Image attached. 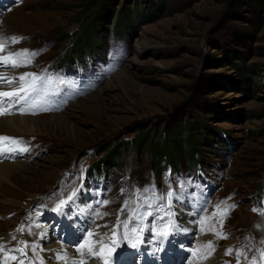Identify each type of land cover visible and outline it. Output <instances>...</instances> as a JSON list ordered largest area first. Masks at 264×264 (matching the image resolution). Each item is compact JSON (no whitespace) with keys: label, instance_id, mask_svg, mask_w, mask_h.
Returning a JSON list of instances; mask_svg holds the SVG:
<instances>
[{"label":"rangeland","instance_id":"rangeland-1","mask_svg":"<svg viewBox=\"0 0 264 264\" xmlns=\"http://www.w3.org/2000/svg\"><path fill=\"white\" fill-rule=\"evenodd\" d=\"M237 2L0 0V38H19L0 55L35 53L25 66L0 65V77L45 80L38 102L15 112L26 120L13 125L19 167L0 173V232L13 234L0 264L21 241L77 254L89 232L112 227L99 264H263L264 1ZM126 11L128 31L112 34ZM82 35L101 48L76 53ZM187 128L197 149L172 150L179 166L131 143L138 135L157 146L164 131ZM114 154L117 164L100 168ZM169 220L176 227L157 237ZM132 229L135 249L124 240ZM38 247L24 264H40ZM21 259L9 252L7 264Z\"/></svg>","mask_w":264,"mask_h":264},{"label":"snow or ice","instance_id":"snow-or-ice-1","mask_svg":"<svg viewBox=\"0 0 264 264\" xmlns=\"http://www.w3.org/2000/svg\"><path fill=\"white\" fill-rule=\"evenodd\" d=\"M9 42L13 44L19 43V38L12 37L10 38V41L0 38V53L4 52V49ZM33 56H35V53H29L27 50H24L18 53H9L7 55H0V65L11 66V67L25 66L26 64L31 62V59ZM0 81L7 83L9 85L17 81L19 82V86L12 91H0V104H4L5 102L7 103L28 102L30 98H32L34 103H36L38 101L35 100V98L33 97V94H36V96H39V94L42 91V89L37 87V82L39 81L41 83H45V80L43 77L37 76L35 74H31V73L23 74L19 76L18 78H14V79L0 77ZM47 82H50V81H47ZM21 111H23V109H21ZM7 112H8L7 108H0V115L7 114ZM0 142H9L13 145L18 143V141L12 138H9L7 136H0ZM8 150H11V149H8ZM171 195L172 194L169 193V197H171ZM64 203H65L64 201H61L60 205H58L57 209L55 210H58L59 207L62 206ZM229 207H234V206H229ZM217 211L218 212L220 211L219 206L217 207ZM226 214H227V210H225L223 215H226ZM149 215H151V213H149ZM201 223L203 222L201 221ZM124 226L125 228H127V223H125ZM175 227L176 226L174 222L172 220H169L168 224H166L163 229L156 230L155 235L157 237H168L170 235V231ZM23 230H24L23 228L18 229V231H23ZM131 231L134 234V238L133 236H130L128 232H125L124 240L128 242L131 248L135 249L138 246V244L141 243L142 241L140 239V235L137 229H132ZM140 231H142V229ZM212 231L214 232L215 235H217L218 238H226L221 233L215 232V229H212ZM113 234H115V230ZM87 235L89 239L86 240L83 244H80L79 247L77 248V251L80 252L81 254V259L78 262L73 260L72 264H85L84 259H83L84 249H87L88 254L91 255L92 257H96V258L101 257L103 249H101V252H96L93 250L92 243H91V237L93 236V233L89 232ZM13 239H15V237H13ZM20 243L24 245V247L14 248L11 250H5L4 264H7L9 252L18 253L22 257L20 264H24L23 258L27 256L26 249L31 247L33 250H35L38 247L35 244L28 245L27 242L25 241H21ZM112 244L113 246H116V241L113 240ZM207 247L211 248L212 247L211 243H209ZM0 250H4L3 245H0ZM232 252L233 250L229 249L227 254H232ZM56 258L58 260L65 261L67 260V254L66 253L63 255L57 254ZM239 258H240V254L237 253V259ZM11 259H16V256H11ZM41 264H43L42 260H41ZM104 264H108L107 259L104 260Z\"/></svg>","mask_w":264,"mask_h":264},{"label":"bare ground","instance_id":"bare-ground-1","mask_svg":"<svg viewBox=\"0 0 264 264\" xmlns=\"http://www.w3.org/2000/svg\"><path fill=\"white\" fill-rule=\"evenodd\" d=\"M2 72L3 71H1V69H0V74H2ZM15 75H16V73H15ZM18 77L19 76H8L7 78L8 79H14V78H18ZM13 85H15V89H16L19 86V82L18 81L14 82ZM20 106H21L20 103H15V102H13V103L5 102L4 104H0V108H7L8 109L7 114L0 115V136H7L9 138H12V139L18 141V143L15 145H13L9 142H0V163L3 164V165L0 164V173L2 174V176H3V174H6L5 173L6 171H11V170H14V169L19 167L16 165L12 166V163L14 162L13 159L17 155H20V153L23 151V147H22L23 145H20V144H22L20 141H21V138H23V137L16 139L15 136L13 135V134L18 133L13 128V125L17 124V125L21 126L26 121L24 117L18 115V113L17 114L15 113L18 111ZM8 149H11V150H8ZM19 165H21V164H19ZM23 167H25V166H23ZM4 191H2L3 194H5ZM1 208H2V206L0 205V209ZM189 220L187 219V221H185V222L183 221L182 223L184 225H182V224L181 225L184 227L191 226L192 222ZM7 233H9V232H7ZM7 233L3 234L0 232V244L3 242L6 243L8 241V238L12 237L13 234H7ZM41 233H43V232H41ZM92 233H93V236L91 237V243H92L93 250L96 252H101V249H102L101 247L103 246V244L101 243L102 242L101 238L105 239V237H110V236L113 237V227L108 228V229L104 228L103 230L97 229V230L93 231ZM263 235H264V231H263ZM88 239H89V237L87 236L85 238V240H88ZM40 241H41V243L38 247V249L40 250V252H39L40 254L38 255L40 258L39 259L40 264H41V260L43 261V264H72L73 260L78 262L81 259L80 252L77 254L72 253L71 246L68 247L65 244L64 245L61 244L63 246H60L58 244H57L58 246H51V245L45 243L43 240H40ZM65 253L67 254V260L62 261V260H58L56 258L57 254L63 255ZM29 254H30V258H33L35 255V253L33 251L32 252L30 251ZM83 259H84L85 264H99L102 261V254H101L100 258L92 257L91 255L88 254L87 249H84ZM262 261L264 264L263 258H262Z\"/></svg>","mask_w":264,"mask_h":264},{"label":"trees","instance_id":"trees-1","mask_svg":"<svg viewBox=\"0 0 264 264\" xmlns=\"http://www.w3.org/2000/svg\"><path fill=\"white\" fill-rule=\"evenodd\" d=\"M263 1L264 0H238L236 4L237 5L236 8H243L245 6L251 7ZM128 11H126L125 13L127 15L125 18V21L121 19L123 18V15L120 14L121 12L119 13V15H117L116 19L114 20L115 23H113L112 29H110L111 30L110 32L112 34L122 35V36L126 34V32L129 29L128 26L130 25L129 24L130 20H127L128 15H130ZM106 29L107 27L104 28V30ZM81 32H82V29L79 31V34H81ZM78 41L79 43L76 45L77 49H74L76 53L85 52V50L96 51L97 48L98 49L101 48L99 45H96L92 41V37H90V35H85L84 37L82 35L81 37L78 38ZM186 131L189 134L188 136L185 135L182 131H179V129L174 130L173 132H169V133L164 131L160 138V144H158L157 146L155 145L152 146L153 143L151 142L147 146L148 140L145 139V136L140 137L138 135H136L134 139H131V143L134 142L133 144L137 148V150L152 149L153 152L163 153L162 154L163 156L168 155L170 157V160H172L175 163V165L179 166V159H177V156L172 152V150L175 149L180 152H183L184 150H188V152H191L197 149L195 147L197 144V141L191 136L190 128L189 129L187 128ZM142 135H145V134H142ZM109 152L112 153V150ZM116 156H117L116 154H114L113 157H109V155H104V157L102 158L103 160L101 161V163H99L100 168L106 165L107 163L106 159H110V161H113L112 163H109V164H113V165L117 164L116 162H114ZM193 156H197V153H194ZM156 164L159 168L165 167V164H160V162H157Z\"/></svg>","mask_w":264,"mask_h":264}]
</instances>
